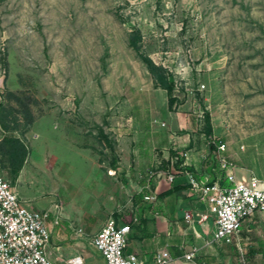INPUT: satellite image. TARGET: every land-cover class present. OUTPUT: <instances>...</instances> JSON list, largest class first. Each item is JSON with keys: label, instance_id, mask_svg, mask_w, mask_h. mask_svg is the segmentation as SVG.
I'll use <instances>...</instances> for the list:
<instances>
[{"label": "rangeland", "instance_id": "obj_1", "mask_svg": "<svg viewBox=\"0 0 264 264\" xmlns=\"http://www.w3.org/2000/svg\"><path fill=\"white\" fill-rule=\"evenodd\" d=\"M0 123L20 198L94 235L179 145L264 180V0H0Z\"/></svg>", "mask_w": 264, "mask_h": 264}, {"label": "crops", "instance_id": "obj_2", "mask_svg": "<svg viewBox=\"0 0 264 264\" xmlns=\"http://www.w3.org/2000/svg\"><path fill=\"white\" fill-rule=\"evenodd\" d=\"M218 142H224V139ZM179 148L186 149L173 153L170 159L165 158L168 164L158 171L148 168L142 178V187L134 194L135 199L133 196V219L137 221L130 219L128 222L131 233L125 254L150 260L158 251H168L172 258L170 264H264V215L262 218L259 216L262 212L244 223L239 239L232 245L217 243L213 239L215 223L210 207L191 191L187 172L201 184L231 186L216 159L213 161L211 158L215 147L212 146V151L211 148L209 151L198 150L189 142L173 150ZM184 152L190 154L186 166L180 156ZM176 157L183 163L176 165L174 181L169 182L168 175ZM234 173L238 181L248 180L251 175L240 166H235ZM147 196L152 199L147 201ZM203 215L208 217L204 221L201 220ZM47 226L50 241L45 252L53 264H70L74 258H81L82 264H106L103 255L92 244L96 234L77 229L68 222L57 226L52 218L48 219ZM239 246L244 251L243 256ZM195 250V258L186 261L185 255Z\"/></svg>", "mask_w": 264, "mask_h": 264}, {"label": "built area", "instance_id": "obj_3", "mask_svg": "<svg viewBox=\"0 0 264 264\" xmlns=\"http://www.w3.org/2000/svg\"><path fill=\"white\" fill-rule=\"evenodd\" d=\"M4 129L0 123V145L4 139ZM210 148L215 147V159L225 178L231 186L219 183L201 184L193 175L187 172L191 191L204 203L209 205V212L214 217V242L232 245L239 239L244 223L252 219L256 213L264 215V180L251 174L248 180L238 181L234 173L235 165L224 155L227 144L210 142ZM243 149V147H242ZM184 158V166L190 160L189 152L180 154ZM179 157L172 162V170L168 181L173 182L175 167ZM147 201L152 197H145ZM51 212H37L20 198L19 194L4 177L0 164V264H53L46 256V247L50 241V231L47 221ZM56 225L60 223V215L54 214ZM189 219L190 216L186 215ZM208 217L203 215L201 220ZM133 219L132 222H136ZM131 233L130 223H118L109 219L105 226L94 236L92 244L106 260V264H170L171 255L168 251H158L150 260L141 259L136 255H127L125 251L129 244ZM240 255H244L241 246ZM196 250L185 255L186 261H192ZM70 264H82L81 258H74Z\"/></svg>", "mask_w": 264, "mask_h": 264}, {"label": "trees", "instance_id": "obj_4", "mask_svg": "<svg viewBox=\"0 0 264 264\" xmlns=\"http://www.w3.org/2000/svg\"><path fill=\"white\" fill-rule=\"evenodd\" d=\"M131 45L133 47H135L136 43L132 41ZM143 61L147 65V67L150 70V72L152 73V75H154L155 79L160 84H162L168 92H171L173 90V87L166 82V78L165 77L158 75V73L156 72V68H155L153 62L150 59H148V58H143ZM205 120H206V126H207V129H208V132H211V124H210L209 115H206ZM8 142L10 143V146H11L12 150L20 153V155H19L20 156V160L15 164V169L19 170L22 167V164H23L24 158H25L24 148H23L22 144H20L18 139H10V140H8ZM182 163H183L182 160H178L176 165L181 166ZM134 199H135V196H134Z\"/></svg>", "mask_w": 264, "mask_h": 264}]
</instances>
